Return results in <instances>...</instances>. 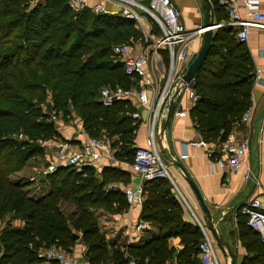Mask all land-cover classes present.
Segmentation results:
<instances>
[{
  "label": "trees",
  "instance_id": "1",
  "mask_svg": "<svg viewBox=\"0 0 264 264\" xmlns=\"http://www.w3.org/2000/svg\"><path fill=\"white\" fill-rule=\"evenodd\" d=\"M214 19L226 10L211 0ZM236 31L215 29L209 51L197 70L192 89L197 100L190 116L204 142H219L237 125L251 104L253 64ZM141 37L131 20L85 9L71 10L67 0H0V217L17 218L22 228L8 227L0 234L1 264H29L37 260L40 246L56 244L70 251L79 233L89 264H197L200 227L184 217V206L167 178L144 183L141 219L155 224L158 232L138 244L115 247L101 230L99 212L115 213L127 204L109 183H126V173L104 166L65 165L46 174L47 191L29 194L27 183L11 175L29 160L43 155L37 139L56 141L61 135L50 119L72 115L91 137L116 138V160L131 163L136 124L128 99L102 104L104 86L128 87L133 80L114 62L110 47ZM243 129V126L239 125ZM23 134L25 138H18ZM237 214V233L246 254L239 264H264V245ZM179 238L181 248L170 244Z\"/></svg>",
  "mask_w": 264,
  "mask_h": 264
},
{
  "label": "built area",
  "instance_id": "2",
  "mask_svg": "<svg viewBox=\"0 0 264 264\" xmlns=\"http://www.w3.org/2000/svg\"><path fill=\"white\" fill-rule=\"evenodd\" d=\"M67 1L75 13L88 9L94 14L108 15L111 14L105 8V3H113L119 7V11L113 16L131 20L134 26L141 31L144 43L149 45L153 52L159 48L167 50L168 68L166 73L160 75L162 84L158 88H153L150 85L153 80L148 74L152 60L149 51L144 50L145 48L137 49L135 43L130 42L113 44L110 47L112 60L120 63L127 77L137 80V82L134 81L128 87L104 86L99 90L98 99L104 105H109L115 99H134L146 111L144 120L146 126L145 146L135 148L133 160L130 163L133 174L140 179V182L134 188L120 183L106 185L107 190L115 189L122 192L127 203L142 205L145 198V182L167 178L173 183L170 172L160 154L157 135L161 129L160 121L163 117V108L172 101L176 90L181 88L187 90V95L193 105L198 99L193 89L183 82L181 74L192 60L190 44L196 40L200 41L204 28L202 26L194 29L185 28L180 19L179 10L172 0H147L146 2H142V0ZM215 1L218 6L226 10L227 19L217 22L214 28L225 26L236 30L235 37L239 42L246 41L249 27L264 29V14L257 9L255 0L241 1L246 9L245 15H241L239 12V0ZM132 116L137 119L142 117L138 112H133ZM50 119L54 123L57 120L54 115H51ZM250 119L251 111L250 108H247L242 113L237 125L219 142L217 151H208L207 155L215 165L226 171H235L244 162L246 164L243 173L244 179L259 184L258 177L253 174L247 162L249 139L244 135L242 128H239V125L245 126ZM57 129L59 130L60 127ZM201 143L198 141L191 142L195 146ZM37 144L44 151L55 152L54 160L39 170L42 175L55 171L59 166H81L85 164L93 166L99 159L113 162L115 158L114 151L105 137L87 135L79 147L73 151L64 150L66 144H56L46 139H38ZM59 145L61 148L57 150ZM178 194L181 196L179 192ZM181 198L186 203L182 196ZM237 212L247 216V226L259 235L260 241L264 245V209L260 201L257 198L248 200L238 206ZM197 224L202 232V239L198 244L199 264H219L216 245L212 236L202 224L199 222ZM144 227L145 223L140 222L137 229ZM36 255L47 264H78L76 258L69 251L56 244L41 246ZM127 264H135V262L130 259ZM164 264L176 263L166 262Z\"/></svg>",
  "mask_w": 264,
  "mask_h": 264
},
{
  "label": "crops",
  "instance_id": "3",
  "mask_svg": "<svg viewBox=\"0 0 264 264\" xmlns=\"http://www.w3.org/2000/svg\"><path fill=\"white\" fill-rule=\"evenodd\" d=\"M144 1L146 2L147 0ZM172 1L179 10L180 19L185 28L194 29L198 26H202L204 17L200 0ZM241 1L242 0L238 1L239 12L241 15H245L246 9ZM255 1L257 9L264 14V0ZM105 8L111 15H114L119 11V7L110 2L105 3ZM226 19L227 13L226 18L222 21H225ZM199 43L200 41L196 40L190 44V51L192 53L191 58L194 57L196 51L198 50ZM242 43H244L249 52L255 74L251 86V104L249 106L251 119L245 126H243L242 131L249 139L247 162L253 171V174L258 177L259 184H254L252 180L244 179L243 173L246 169V164L244 162L237 170L226 171L215 165L213 160L209 158L207 152L211 150L217 151L220 141L204 142L202 140L200 132L196 128L195 122L189 113L193 104L187 95V90L183 88L179 89L172 99L171 113L162 139L164 146L161 147L158 142L159 151L170 172L171 180L174 184L172 182L171 183L174 188H177L178 192L186 201V203H184L189 208L188 211H186V209L184 211L185 219L191 221L192 214V216L196 219V222L198 219L201 223H203V214L193 192L185 182L182 172L177 166L168 160V157L164 156V153L172 155L175 160H178L184 166L185 170L192 178L209 207L217 230L226 238L229 246H234V254L238 263L246 254V251L238 238L237 208L246 201L257 198L264 209V29L249 27L247 39ZM135 47L137 49L145 48L144 50L149 51L152 60L148 74L153 80L150 85L153 86V88H158L162 84V81H160V75L162 73H166L168 68L167 50L159 48L153 52V49L150 48L149 45L139 41L135 43ZM134 81L137 82V80H133V83ZM128 100L134 106L135 110L133 112H138L140 116H142L141 119H137L132 116L133 112L130 114L131 118L134 120L133 123L136 124L133 136V146H145L146 126L144 124V120L146 117V111L136 100ZM168 105L163 108V117L160 121L161 127L168 111ZM181 112L183 113L181 114ZM69 120H67L68 122L66 121L63 123L58 130L61 135V139L53 142L56 144H66L63 149L73 151L79 147L81 141L85 139L87 134H85L82 130L81 122L77 117L72 115ZM141 123L143 125V135L137 136V131ZM99 137H105L115 153L116 149L111 145V143L116 136L109 138L102 135ZM197 141L202 143L196 146L191 144V142ZM60 148L61 146L59 145L57 150ZM54 158L55 152L43 150L40 162L35 161V163H33L34 165L31 167L33 169V172H31L32 177L38 181H44L45 183V175H42L39 170L54 160ZM30 161L27 163L28 165H30ZM104 166L118 167L126 173V183L120 184L134 188L140 182V179L133 174L130 163L118 161L116 158H114L113 162L99 159L93 164L98 176L100 170ZM17 180L25 182L22 178H18ZM28 191L29 194L33 196H40L47 191V188L42 189L37 193L31 190ZM126 204L127 205L124 208L118 210L114 214L104 211H102V213L100 211V215L98 217V219L108 218L111 220V226H109V228L113 230L114 236L120 245L141 243L158 232V227L155 224L141 219V205ZM189 204L191 207H189ZM3 219V217H0L1 231L5 229L3 227H5L7 222L10 227L13 226L17 228H22L25 223L23 220L17 218ZM140 222L146 223L145 227L137 229ZM104 229L106 228L103 227L101 230ZM76 234L77 238L70 247L69 252L76 258L78 264H89L86 259V246L82 242L79 233ZM170 244L175 248H181L178 237L171 238ZM40 247H38V249ZM3 251L4 248L1 247L0 257ZM29 264L47 263L37 257V260H34ZM197 264H199V262Z\"/></svg>",
  "mask_w": 264,
  "mask_h": 264
},
{
  "label": "water",
  "instance_id": "4",
  "mask_svg": "<svg viewBox=\"0 0 264 264\" xmlns=\"http://www.w3.org/2000/svg\"><path fill=\"white\" fill-rule=\"evenodd\" d=\"M200 2H201V6H202V10H203V17H204L203 24H202L204 31H203L201 39H200L198 50L196 51L194 57L190 61L187 69L181 74V78H182L183 82H185L189 88H192L194 76H195L197 70L199 69V66L201 65L203 59L205 58V56L207 55V53L209 51L211 39H212V36H213L215 29H216V28H214V26L217 24V21L214 19V11H213V5L211 3V0H200ZM220 27L221 26H219V28ZM176 93H177V90L174 92L173 96H175ZM171 108H172V101H170V103L168 105V111H167V114L165 116L163 125H162V127H161V129L157 135L158 136V142H159V145L161 147L164 146L162 139H163V134H164L168 119L170 117ZM164 156L168 157V160H170L172 164H174L175 166H177L180 169L185 182L188 184L191 191L193 192V194H194V196H195V198H196V200L200 206V209L202 211L204 224L201 223L198 219H197V222H199L200 224H202L206 228V230L212 236V238L215 242V245L223 253H226L228 255L229 264H239L237 262L235 254L233 253L232 249L230 248L226 238L222 234H220L219 231L217 230L215 223L213 222L209 207L207 206L203 196L201 195L199 189L197 188V186L193 182L192 178L189 176V174L185 170L184 166L181 164V162H179L178 160H175V158L172 155H170V154L167 155L164 153ZM73 237L77 238V234H74Z\"/></svg>",
  "mask_w": 264,
  "mask_h": 264
},
{
  "label": "rangeland",
  "instance_id": "5",
  "mask_svg": "<svg viewBox=\"0 0 264 264\" xmlns=\"http://www.w3.org/2000/svg\"><path fill=\"white\" fill-rule=\"evenodd\" d=\"M28 1V3H29V5H31V4H33V3H36V2H40L41 0H27ZM142 2H145L144 0H142ZM139 30V29H138ZM140 31V30H139ZM141 32V31H140ZM137 41H139V42H144V38H143V36H142V34H141V37H139L137 40H133V41H131L130 43H136ZM131 85V84H130ZM129 85V86H130ZM51 113V115H54V116H56V118H57V120H56V122L54 123L55 124V126H56V128L57 127H61L62 126V124L63 123H65L67 120H69V118H63V117H61V113H59V114H57V113H53L52 111L50 112ZM50 115V116H51ZM70 121V120H69ZM68 122V121H67ZM137 136L139 135V136H142L143 135V125H142V123L139 125V128H138V131H137ZM18 138H25V136L22 134H18ZM38 140V139H37ZM37 140H36V142H37ZM161 154V153H160ZM40 157L41 156H38L37 158H35V159H31V161H30V165H28V164H26L25 165V167L23 168V169H21L20 171H18V172H15V173H13L12 175H11V177L12 178H22V179H24L25 180V182L28 184L27 185V188H29L28 190H31V191H34L35 193H37V192H40L42 189H46L47 187H48V184H47V182H45L44 183V181H38L37 179H35L34 177H32V173L31 172H33L32 170V166L34 165L33 163H35V161H38V162H40ZM28 161V162H29ZM44 183V184H43ZM173 189H174V191H175V193L179 196V198H180V200L182 201V203H183V206H184V209H186V211H188V207H187V205L183 202V200H182V198H181V196L178 194V192H177V190L174 188V186H173ZM189 207H191L190 206V204H189ZM192 209V208H191ZM192 210H194V209H192ZM103 213V212H102ZM111 214H113V213H111ZM99 215H100V213H99ZM3 220H5V219H7L8 217L7 216H3ZM107 218V217H106ZM191 220L192 221H194L195 223H197L196 222V219L192 216V214H191ZM111 222V220L110 219H99V223H100V226H101V229L103 228V227H105L106 229H104V230H102L103 231V235H104V237H105V239L109 242V243H115V247H119V246H121L120 245V243H118V241H117V239L115 238V236H114V233H113V230H111L110 228H109V226H111L110 223ZM146 224V223H145ZM8 227H10V225H9V223L7 222V224L5 225V227H3V228H8ZM13 227V226H12ZM2 229H0V234H2L3 232L1 231ZM230 248L232 249V251H233V253H234V246L232 247V246H230ZM216 253H217V257H218V261H219V264H229V258H228V255L226 254V253H223L217 246H216Z\"/></svg>",
  "mask_w": 264,
  "mask_h": 264
}]
</instances>
